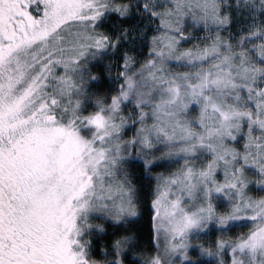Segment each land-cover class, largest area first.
<instances>
[{
    "label": "snow or ice",
    "instance_id": "obj_1",
    "mask_svg": "<svg viewBox=\"0 0 264 264\" xmlns=\"http://www.w3.org/2000/svg\"><path fill=\"white\" fill-rule=\"evenodd\" d=\"M0 264H264V0H0Z\"/></svg>",
    "mask_w": 264,
    "mask_h": 264
}]
</instances>
